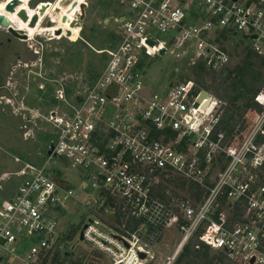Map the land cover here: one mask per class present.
Instances as JSON below:
<instances>
[{"label": "built area", "instance_id": "1", "mask_svg": "<svg viewBox=\"0 0 264 264\" xmlns=\"http://www.w3.org/2000/svg\"><path fill=\"white\" fill-rule=\"evenodd\" d=\"M119 5V37L102 50V71L67 109L42 115L52 130L45 157L0 197V264H50L65 237L61 219L79 201L90 213L84 239L109 251L112 264H125L117 254H149L142 239L160 229L178 231L173 260L190 244L215 256L213 264H264V84L226 120L229 104L211 90L182 80L145 94L143 79L146 63L166 51L209 71L229 64L228 40L264 57V0ZM173 178L186 194L161 192ZM105 216L116 229H99Z\"/></svg>", "mask_w": 264, "mask_h": 264}, {"label": "rangeland", "instance_id": "2", "mask_svg": "<svg viewBox=\"0 0 264 264\" xmlns=\"http://www.w3.org/2000/svg\"><path fill=\"white\" fill-rule=\"evenodd\" d=\"M83 1L86 3L83 18L77 8L74 10L78 37L72 39L63 33L54 34L56 20L48 16V11L55 0H0V197L12 192L28 165L45 157L52 130L42 115L52 109H67L68 103L74 102L102 71L107 58L102 50L117 42L119 31L113 17L124 11L120 0ZM48 5L41 16L39 10ZM21 7L27 8L29 17H39L33 27L27 24L29 20L22 23L15 17ZM23 32L30 33L31 40H22ZM244 44L243 40L239 44L227 41L232 56L226 68L220 71L192 67L166 51L146 63L144 82L161 90L167 84L187 80L197 88H206L228 100L235 72L245 66L248 47ZM248 61L252 73L245 74L243 79L258 88L264 84V68L259 57H250ZM228 70L232 72L226 77ZM254 70L260 73H253ZM245 99L234 103L241 107ZM62 174L74 186L82 183L83 179L73 170H63ZM178 182V178L162 181L161 192L169 188L177 195L186 194L188 190ZM84 199L85 194L80 193V200ZM88 214L80 201L74 208H68L61 219L65 237L60 240L61 247L56 248L50 264H112L109 251L95 242L78 240L80 225ZM100 220L103 225L99 229L103 232L107 227L116 229V223L109 217ZM178 237L176 229H160L157 236L142 239L151 241L148 251L152 257L144 264H166ZM188 246L189 252L177 260L180 252L170 264H208L196 255L190 244ZM208 259L213 264L210 257Z\"/></svg>", "mask_w": 264, "mask_h": 264}, {"label": "trees", "instance_id": "3", "mask_svg": "<svg viewBox=\"0 0 264 264\" xmlns=\"http://www.w3.org/2000/svg\"><path fill=\"white\" fill-rule=\"evenodd\" d=\"M259 57V63L263 66L264 68V57H260L259 55L253 53L251 50H248L245 54V66H241L239 67L236 72H235V75L236 76V79L234 77V81L231 82V91L232 93L227 95V98L228 100H225L228 102L229 106L227 107V110H231L230 113L226 114V120L228 119H232L235 115L239 116V113L241 110L245 111L246 109H248L251 105H252V101H253V95L257 92L258 88H254L253 86H251V84L247 83L243 77L245 74H250L252 73L250 70H252L250 67H249V61L248 59L250 57ZM201 68V67H199ZM232 71L228 70V75H226V77H228L230 74H231ZM253 73H260L259 71L257 70H254ZM264 73V71L262 72ZM257 74V75H258ZM252 77H255L254 75ZM251 94V96L248 97V95ZM220 97V96H219ZM223 98V97H222ZM241 98H246L242 103H241V107H239L238 105H236L234 102L241 99ZM19 183V182H18ZM17 183V184H18ZM189 246L186 245L184 246L182 252L178 255V258L177 260H179L183 255H185L186 253L189 252ZM196 251V250H195ZM209 252L208 250H203V251H196V255H200L202 259H205L206 262H208V264H210V261H209V257L211 259V262L213 263V259L215 256H208ZM208 259V260H206ZM219 263H214V264H224L223 263V260L219 259L218 260Z\"/></svg>", "mask_w": 264, "mask_h": 264}, {"label": "bare ground", "instance_id": "4", "mask_svg": "<svg viewBox=\"0 0 264 264\" xmlns=\"http://www.w3.org/2000/svg\"><path fill=\"white\" fill-rule=\"evenodd\" d=\"M56 3L53 5V7H51L48 11V16L51 18V19H54L53 21L55 22L56 20V24L55 26L53 27L54 30V34L56 35H61L63 33V35L67 36V37H70L72 39H76L78 37V32L76 30V27L75 25L71 26V22L73 21H76V17L74 16L75 15V8L78 9V12H79V4L81 3H84L83 0H72L76 3V5L74 7L72 6H68V7H63L61 5H59V0H55ZM49 7V5L45 8V10ZM59 8V12H56L55 11V8ZM20 9H25L26 12H27V16L29 17V14H28V11H27V8L26 7H21L18 9V11ZM40 12V10H39ZM17 13V11H16ZM15 13V17L22 23H25L24 21H22L18 16L17 14ZM41 13V12H40ZM44 15V12L43 14H41V16ZM34 15H32L33 17ZM66 17V20L63 21L62 20V17ZM32 17H29V20L32 18ZM37 18L39 19V17L37 16ZM37 19V20H38ZM30 27H33L34 25H30L29 22L27 23ZM60 30L61 32L58 34L56 32V30ZM67 31L68 34H67ZM22 35L24 34L25 35V38H22V40H31V35L30 33H21ZM142 251L143 254H147L148 252L147 251H143V250H140ZM147 255H150L152 257V254L149 252V254ZM117 258H119V260H123L125 261V264H144V262L148 261L146 259H142L140 256H132V257H125V253H121V254H117ZM172 257H170V263L172 261ZM170 263H167V264H170Z\"/></svg>", "mask_w": 264, "mask_h": 264}, {"label": "water", "instance_id": "5", "mask_svg": "<svg viewBox=\"0 0 264 264\" xmlns=\"http://www.w3.org/2000/svg\"><path fill=\"white\" fill-rule=\"evenodd\" d=\"M59 5H61V6H63V7H68L69 5L70 6H72V7H74L75 5H76V3L74 2V1H72V0H59ZM85 5H86V3L84 2V3H81V4H79V12H80V18H83V16H84V8H85ZM9 7V6H8ZM44 8L43 9H40V12H41V14H43V12H44ZM55 11L56 12H59V8L57 7V8H55ZM17 16L22 20V21H24V22H27L28 20H29V17L27 16V12H26V10L25 9H20L19 11H17ZM37 15H34L28 22H29V24L32 26V25H35L36 24V22H37ZM62 20L63 21H65L66 20V17H62ZM71 24V26H73L74 24H75V21H73V22H71L70 23ZM56 32L59 34L61 31L60 30H56ZM68 32L69 31H67V34H68ZM15 33V32H14ZM21 37L22 38H25V35L23 34V35H21ZM244 38H246V35H244L243 36ZM252 37H254V35L252 36ZM147 42H149V43H155V41L154 40H152V39H148L147 40ZM163 52V50H161L160 51V53H162ZM150 86L148 85L146 88H145V90H144V93L145 94H148V88H149ZM205 94V91L204 90H202L201 91V96H203ZM86 223H84L83 225H82V227L79 229V232H78V240H80V241H82L83 239H84V237H83V229L86 227ZM139 256L142 258V257H144L145 255L143 254V253H139Z\"/></svg>", "mask_w": 264, "mask_h": 264}]
</instances>
